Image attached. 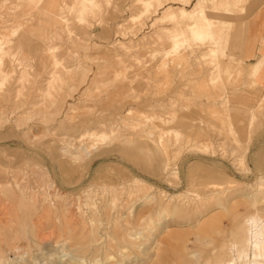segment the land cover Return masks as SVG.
I'll list each match as a JSON object with an SVG mask.
<instances>
[{
    "label": "rangeland",
    "instance_id": "374dc122",
    "mask_svg": "<svg viewBox=\"0 0 264 264\" xmlns=\"http://www.w3.org/2000/svg\"><path fill=\"white\" fill-rule=\"evenodd\" d=\"M199 1L225 27L217 56L154 23ZM228 1L161 0L133 21L141 0H99L84 20L76 0H0V264L237 257L241 225L264 219V59L244 55L256 0L225 17Z\"/></svg>",
    "mask_w": 264,
    "mask_h": 264
},
{
    "label": "bare ground",
    "instance_id": "6f19581e",
    "mask_svg": "<svg viewBox=\"0 0 264 264\" xmlns=\"http://www.w3.org/2000/svg\"><path fill=\"white\" fill-rule=\"evenodd\" d=\"M76 1L79 4L77 12H79L78 14L80 15V20H84L85 16L87 14H89L90 12H92L99 5V0H76ZM108 1H110V0H108ZM160 1L161 0H141L142 11L137 17L131 15L132 20L133 21H137V20L141 21L144 17L150 15L152 13V10H155L154 8L156 7V5H160V3H161ZM242 1L243 0H229L228 2L221 3L220 9H218V8H214V9L217 10L219 12V14H221L222 16H225V17L226 16H233L234 15L232 12L233 9H236L238 7V4ZM3 7H4V5H3ZM9 7H12V6H9ZM186 8H181V11L179 13H177L176 11L168 12L167 11L168 9H166L163 12L164 13L163 16L156 18L154 23L159 22V21L162 22V21H166V20L174 22L173 27L164 28L163 34L159 35V36L161 38H162V36L166 37L168 39V42H170L172 44L173 48H179V47L183 46L184 44H188V43L190 44L191 42H193V43L198 42V41L208 42L212 46V48L210 49V54L213 56H217L218 53H220L219 52L220 49L218 46L221 43L219 40V34H222L223 32H225L224 31L225 27H220L217 30V28L215 27V23L210 21L209 13L207 10V5H205V3L203 1L197 2L196 5L192 9H186ZM196 13L201 15V17L204 20L203 23H198L195 20H193V22L190 24L181 23V21H184L186 19L192 20V18L195 16ZM154 23H153V25H154ZM19 30H20V27L14 28L12 30V34L13 35L17 34ZM11 42L12 41H10V43ZM50 47H53V46H50ZM5 48H6V45H4V43L0 42V67L2 65V61H3L4 55H5L4 53H6ZM126 48H127V46H126ZM155 48H157V46ZM203 55L205 57V55H207V54H203ZM231 65H232V62L231 63L228 62L225 66V69L226 70L230 69ZM221 75H222V67H221V65H218L217 66V73H216L217 79H215V80H218V78L221 77ZM250 75H252V74H250ZM211 80H209V81L211 82ZM215 82L216 81H214V83ZM218 116H219V111L217 109H212L211 111L204 113V117H202L201 123H200L198 128H200V130L204 129L205 124L208 123L209 120H213V119L217 118ZM161 122L164 123V120L161 119ZM180 128L181 127H177V129H175V128L172 129V130H174L176 137H180L183 135L182 129H180ZM220 128H225V127H224V125H222ZM88 134H89V132H88ZM85 135L86 134H83L82 137H84ZM198 146L202 149H205L207 152L215 151V147H216L215 143L212 141L210 142V144H207L206 142H199ZM79 147H81V146H79ZM262 187L264 188V178H262L261 182H260V188H262ZM241 227L243 228L242 231L244 233V237H243L242 241L240 242V244L235 246L236 252H237V257H234L232 262H229L227 264H238L239 262H242L243 264H264V219H263V217H261L260 215H255L253 217H250L249 219H247L246 224L241 225Z\"/></svg>",
    "mask_w": 264,
    "mask_h": 264
},
{
    "label": "crops",
    "instance_id": "0c3cea01",
    "mask_svg": "<svg viewBox=\"0 0 264 264\" xmlns=\"http://www.w3.org/2000/svg\"><path fill=\"white\" fill-rule=\"evenodd\" d=\"M244 55L247 57L246 63L264 59V0H256V3L251 4L250 34ZM258 83L264 87V65L258 76Z\"/></svg>",
    "mask_w": 264,
    "mask_h": 264
}]
</instances>
